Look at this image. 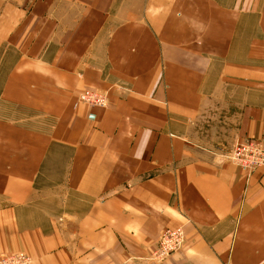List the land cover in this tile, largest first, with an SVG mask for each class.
<instances>
[{"label": "crops", "instance_id": "0c3cea01", "mask_svg": "<svg viewBox=\"0 0 264 264\" xmlns=\"http://www.w3.org/2000/svg\"><path fill=\"white\" fill-rule=\"evenodd\" d=\"M250 6L0 0V257L264 264V169L220 159L264 140V2ZM181 227V249L152 259Z\"/></svg>", "mask_w": 264, "mask_h": 264}, {"label": "built area", "instance_id": "2783aa9c", "mask_svg": "<svg viewBox=\"0 0 264 264\" xmlns=\"http://www.w3.org/2000/svg\"><path fill=\"white\" fill-rule=\"evenodd\" d=\"M79 100L88 106L104 109L109 105L106 92L99 90H84L79 94ZM221 161H231L245 169L249 174L258 169H264V140L251 137L236 146L227 154L220 155ZM186 238L184 227L166 229L155 240V249L151 258L162 262L169 255L181 249ZM0 264H34V260L25 252L2 255Z\"/></svg>", "mask_w": 264, "mask_h": 264}, {"label": "rangeland", "instance_id": "374dc122", "mask_svg": "<svg viewBox=\"0 0 264 264\" xmlns=\"http://www.w3.org/2000/svg\"><path fill=\"white\" fill-rule=\"evenodd\" d=\"M257 2H258V0H248V4H251V8H254L255 6H256V4H257ZM264 1L263 0H260V3L262 4ZM238 4L240 5L241 4V2L240 1H238ZM241 6V5H240ZM170 256V255H169ZM168 256V257H169ZM164 261V260H163Z\"/></svg>", "mask_w": 264, "mask_h": 264}]
</instances>
